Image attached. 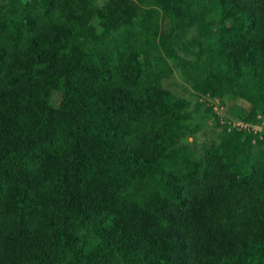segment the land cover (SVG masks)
Segmentation results:
<instances>
[{"label": "trees", "instance_id": "16d2710c", "mask_svg": "<svg viewBox=\"0 0 264 264\" xmlns=\"http://www.w3.org/2000/svg\"><path fill=\"white\" fill-rule=\"evenodd\" d=\"M189 30L193 90L264 113V0H0V264H264V144L176 142Z\"/></svg>", "mask_w": 264, "mask_h": 264}, {"label": "rangeland", "instance_id": "374dc122", "mask_svg": "<svg viewBox=\"0 0 264 264\" xmlns=\"http://www.w3.org/2000/svg\"><path fill=\"white\" fill-rule=\"evenodd\" d=\"M94 5H102L104 0H93ZM146 12L144 20L135 25V33L145 34L146 30H163L161 11L152 6L144 7ZM196 31H184L179 36L181 40L174 43L172 54L174 58L167 57L159 38L156 40L158 55L167 61L171 73L162 80L161 85L165 91L186 104L183 111L184 118L181 127L175 131L176 142L187 150L195 160L202 159L204 151L219 144L220 138L225 134L242 133L250 141L245 151L255 152L257 143L264 144V113L254 114L253 106L235 96H217L197 93L189 82L188 74H193L186 63L192 58H184L183 53L191 52V40ZM156 55V54H155ZM180 56L187 60H180ZM187 56V55H186ZM74 61L76 57H74ZM189 74L190 76H193Z\"/></svg>", "mask_w": 264, "mask_h": 264}]
</instances>
